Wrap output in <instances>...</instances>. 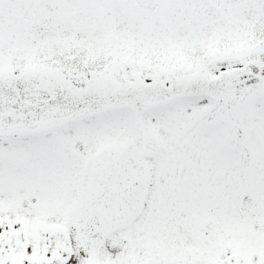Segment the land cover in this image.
I'll use <instances>...</instances> for the list:
<instances>
[{"label": "snow or ice", "instance_id": "6c2138e0", "mask_svg": "<svg viewBox=\"0 0 264 264\" xmlns=\"http://www.w3.org/2000/svg\"><path fill=\"white\" fill-rule=\"evenodd\" d=\"M0 264H264V0H0Z\"/></svg>", "mask_w": 264, "mask_h": 264}]
</instances>
